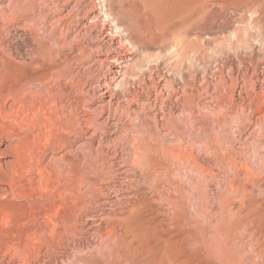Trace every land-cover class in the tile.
Returning a JSON list of instances; mask_svg holds the SVG:
<instances>
[{
  "label": "bare ground",
  "instance_id": "obj_1",
  "mask_svg": "<svg viewBox=\"0 0 264 264\" xmlns=\"http://www.w3.org/2000/svg\"><path fill=\"white\" fill-rule=\"evenodd\" d=\"M125 5H126L125 1H120L118 7L119 9H123ZM117 18H118L117 15L116 17L114 16V13L112 11V5H111V2H109V0H0V20H2L3 22L5 21V24H6V25L3 24L5 26L0 25V52H1V56H0V62H1L0 63L1 64L0 66V117L1 119H3V121H4V118L6 117H11V120L13 118L16 121L18 119L21 120L23 118V120H21V123H20V125L22 126L23 125L27 126L28 124L27 122H29L27 121V119H31V118L34 120L35 124L37 123V131L30 138H27V136L26 138L22 137L24 134L22 135L21 133H19L20 131L17 132L18 130L16 132H13L12 130H10L11 132L9 131V132L0 133V143L3 141V139L8 140L7 144L3 148L0 149V207H6L10 209L11 208L10 206H14L18 209H22V210L24 209L26 213L25 216L17 220H14V222H17V223L21 221L22 223H24V225L26 224V227L23 231L21 232L19 231L18 234L16 233L13 234L12 231H10L13 235L10 233L4 234V233H1L0 231V264H102V262L104 264H111L110 262L108 263L105 262L107 261V258H106V255L103 253L104 251L107 254L109 253V255L113 253V257L115 258V264H117L118 260L121 262L122 260H126L127 264H133L132 259L135 256H137L139 253L143 254L142 252H144L145 250L146 251L149 250L150 253L152 254L150 264H156V259H157L156 258V253H157L156 252V229L159 227L156 228V217L155 216L149 217L147 213L152 210L156 211L155 204H158L156 203V201L158 202L160 199V198L159 199L157 198L156 200V192L158 193L160 191V188L158 185L154 183L153 185L151 181H150L151 184L148 183L151 185V186L148 185L150 187L149 188L150 190L148 191H151L154 193L153 196L151 195L152 196L151 198L146 196L147 194H144V191L142 190V188L143 186H145L144 184H147L146 179L151 177L152 180L155 178L157 180L161 176L156 175V174H159L160 169L159 171L156 169V172L154 173H153L154 170L153 171L151 170L152 173L146 170L147 168L149 169L150 167V166L148 167V165H150L151 163L154 164V160L152 159V156H151L153 149L151 152L150 150L151 147L150 145L146 146V142L149 139L154 140L153 139L154 137L155 138L154 141L161 142L160 146L162 147V144H164L163 142L166 141V137L167 136L170 137L169 133L171 132V129H169L170 131H167L165 127H163L162 124H160L161 125L160 126L158 123L160 119L165 120V118L168 117V116L167 117L165 116L166 114L164 112V108L160 105L157 106L158 98H160L163 95L162 94L161 96H159L160 92H163L161 91L162 84L160 83V80L153 81L154 80L153 79L152 82H150L149 80L150 83L147 85V88L149 90L147 91L148 94L145 97L143 98L140 97V94L142 92L141 90L138 89V86H137V88L134 87V89L132 90L128 89L125 93L123 92L124 93L123 98L126 102L125 105L121 104L120 102V98L117 95L118 92L116 93L117 88H119V86H122L124 83H128L129 82L128 80L130 79L129 77H132L135 79V77L138 76L137 74L139 73V71L136 72V70H132L133 66H131V62H130V60L133 59V56H131L132 52H129L130 50L127 51V46L131 42H134V38L132 35L129 34V37H128L129 39L123 40L121 36V32L120 30H118L119 21ZM18 19L25 20L26 23L32 20H34V22H37V24L39 22L38 25L41 24L42 27H44V29L41 27L42 30L47 31L48 36H50L49 37L50 39L48 40V46L47 47L43 46V49L40 50L41 51L40 62L37 60L38 57L36 56L37 57L36 60L35 59L32 60L31 61L32 64L30 63V65L34 64L35 67L37 68V66L38 67L40 66V63H42L44 60H47V62L49 61L52 64L51 66L48 67V69H43L41 71L33 72L29 70L28 66L24 62H23L24 64H21V63L18 64L17 62L13 61L12 56H9L8 51H7L8 43L5 42V40H3L4 38L2 34L3 32L5 33L4 30L8 26H10V24L12 23L14 24V21ZM101 21L102 23L100 25ZM34 24L35 26L37 25L36 23ZM114 28H116V30H114ZM24 29H26V27H24ZM55 33L59 35L57 38L54 37ZM44 34L45 33L43 32V35ZM153 43L155 42L153 41ZM71 45L75 46L76 48L77 58H78L76 60L79 61L84 68H86L88 71L91 72V76H88L81 80L76 79L75 83L78 85V88L81 87L82 92L80 94V98L77 99L75 102L72 99H68L69 97L67 98L68 100L63 101V96L61 98V95H63L65 91L63 92V90L61 89L62 88L61 85L59 88H57V85H56L57 83L48 84L51 79L56 80L60 78V76H68L66 75V73L64 75L61 69L64 66L71 65L72 60L67 57L68 55L66 56L65 54H61L60 50L65 48V46H71ZM55 46L59 49L58 51L53 50ZM6 51H7V54H6ZM56 59H60L59 64H56ZM147 65L149 67L150 64L147 63ZM138 66L141 68L142 66L144 67V65H141V64H138ZM65 68L66 67H64V69ZM142 71L143 70H141V72ZM148 73L151 74L152 72L149 71ZM153 74H156V73H153ZM152 77L154 78V76ZM256 81H259V80H256ZM142 83L144 85L145 82L141 81L140 84ZM36 84L38 85L40 89L39 90L40 93L35 92L36 94L32 96L33 97L32 99L29 97L31 99L30 100L28 96L29 94H31V91L33 89L30 90L27 88L28 91L30 90V92H28L26 90V87L28 85L29 87L30 86L32 87L33 85H36ZM134 84L136 83L134 82ZM143 87L141 88L143 89ZM36 89L38 91L37 87ZM169 90H172V88ZM43 91H46V92L48 91L47 100L43 98L44 97L42 93ZM169 94H170V91L169 93H167L166 97H168ZM171 95H174V91ZM150 97H152L153 102H150ZM185 98H186V95H185ZM162 100H160L161 102L159 103H162V102L165 103V100L163 101ZM254 100L256 101V99ZM172 101H175V98ZM204 101L205 102L203 103L207 104L206 103L207 100L204 99ZM184 102L185 101H183V103ZM77 104H79L80 106H78ZM140 104L142 106L144 105V108H145V105L148 104L149 108H151V111L147 110V112L140 115L139 114L140 112L139 113L136 112ZM187 104H186V107H187L186 109L190 111L191 105L189 106ZM261 104L263 105L264 102H261L260 100L259 109L262 112V114H264V110H261L262 108H260ZM141 105L140 107H142ZM172 105L173 104L169 105L170 109H167L169 111L166 112V113H169L168 115L170 116L172 114L171 112ZM175 105H178V104L176 103ZM67 107L71 111L70 113H68L69 114L68 118L66 117V114H67L66 111H68ZM182 110H180L181 113H183ZM184 112L186 111L184 110ZM132 114H134L135 117L133 116L132 118ZM123 116H125L126 118L124 119ZM170 116H169V122H171L173 116L175 115H173L171 118ZM260 117H261V114H260ZM132 119H135V120H132ZM244 119H246V117ZM33 120H30V121L33 122ZM133 121H135L136 123ZM257 121L258 120H256V122ZM32 122H29V123L32 124ZM35 124L33 123L32 125H35ZM174 124L175 123H173V126L176 127L175 125H177V123L175 125ZM182 124L184 123H181V126ZM133 127L137 128V129L135 128L137 134L135 135L134 141L132 143L133 147L128 148L125 146V147H121L120 149H118L119 146L117 147L116 145V146H113L114 151L113 152L111 151L112 153L110 154L109 153L110 149L108 147L112 146L111 145L112 143H115V141L119 137L120 133H122V131H126L127 133V130L128 129L130 130ZM212 128H214V126ZM7 130L5 129V131ZM254 130H256V128ZM177 131L179 130L177 129ZM171 133H173V130ZM177 133H178L177 136L175 135L176 137L183 136L180 133V131ZM177 139L179 140V142H180V139L182 140V138L180 139L177 138ZM177 139H174L173 141H177L178 143ZM168 140L170 141V139H167V141ZM171 141L169 143H172ZM182 142L180 143L182 144ZM196 142H197L196 147L199 152L201 151L207 152V148L211 147V145L209 147L207 144H205L203 140H199ZM187 144L189 145V143ZM169 145H167V147ZM170 146L168 150L166 148L165 155L162 154V156H165L166 158H169L171 160L176 159V158L178 159L182 158L186 161L190 160L191 164L197 167L195 172L199 169L200 172L207 173V171H205V167L207 168V166L204 167V165L198 161V158L194 154L192 153L185 154L186 152L182 151L181 149L174 151V149L171 148L172 146L171 147ZM260 147H263V146H260ZM154 150H155L154 152L157 151L156 149ZM82 155H84V157H86L89 161H91L89 166L87 165L88 170H85V171H82V170L80 171L78 169L79 159H80L79 157H81ZM97 155L103 157L104 162L103 161L101 162H103L104 164L105 163L107 164L106 165L107 171H105L103 175H100L101 173L98 174L97 170H95L97 168L96 167L97 165L95 166V160L97 158ZM248 159H247V162H248ZM260 159H263V158H260ZM258 161L259 160H256V162ZM144 164L147 165L146 169L144 167ZM246 164H242L241 166L244 165L246 168L247 166ZM138 165H140L141 168L144 167V169L143 170L141 168L138 169ZM250 165L247 166V168L250 167ZM260 165H263V164H260ZM174 167L176 168L177 166H174ZM251 167H253V165ZM160 168L162 169V167ZM206 170H209V169H206ZM176 171H178L179 173V170H176ZM243 172H245L243 173V175L247 173V176L248 174L252 175L251 173H253L249 170H246ZM211 174L213 175V173ZM161 175L163 176L165 174H161ZM167 175H169V172H166V175L164 177H166ZM198 175L200 174L198 173ZM138 179L143 180V181L139 180L142 182L141 184L143 185L138 184ZM199 179L201 180V178H198V180ZM250 180L251 179H249V181ZM153 181L155 182V180ZM251 184L253 185V182L250 183V185ZM196 185L197 184H195L194 186L196 187ZM234 185L235 186L231 184L232 188L237 187L236 184ZM80 186H82L85 189L84 194L86 195L81 199L79 198V195L81 194V192H79ZM167 186L165 188H167ZM258 186H259V183H258ZM244 188L242 189V191L244 190ZM231 190L234 191L235 189L234 190L231 189ZM160 194H161L160 196H162V193ZM14 197L15 199L16 197L19 198V200H21L20 198H22L24 199V201L21 203L13 202L11 200ZM169 197H173V196L169 195ZM67 198L69 199L68 201H67ZM167 199L169 201V199L171 198H166V200ZM176 201L177 200H175L174 202ZM252 201L254 200L252 199ZM246 205L245 207H247ZM66 207H70L71 211H69L68 213H64L66 211ZM187 208L190 209V207H187ZM191 210H193V208ZM10 211L2 214L3 217L1 219L3 221L1 220L0 221L4 222L3 225L11 221L10 219H12L11 215L13 213L11 214ZM189 213L190 212H188V214ZM198 214H199V211H198ZM198 214L196 217H198ZM163 221L161 222L163 223ZM159 225H161V223H159ZM192 229H195V228L193 227ZM165 237L167 238V236ZM173 240H175V238ZM173 240L171 239L170 241L174 243L176 240L175 241ZM193 240H196V239H193ZM191 242L193 241L191 240ZM195 243L198 246L197 241ZM165 244L166 243H164V245ZM196 245H194L195 249H196ZM140 247H142L143 251L139 249ZM193 250H194V247L192 248L191 252H193ZM76 251L77 252L80 251L79 254L81 253V251H84L81 253V254L84 253L83 254L84 256L78 255V253L76 255ZM85 251H87L86 254H85ZM187 253H189V251ZM102 254H104L105 256V257H102V259L104 258V261L100 260L99 258H96V256H100L101 258ZM163 254L164 256L167 255L165 253ZM234 254L236 253L234 252ZM46 255H48L50 258L46 259L45 258ZM110 256L112 257V255ZM110 256L109 258L111 261ZM139 258H142V257H139ZM166 258L168 257L166 256ZM134 259L136 260V258ZM164 261L165 260H163V262ZM195 261L193 260L192 263ZM136 262H138V260ZM142 262H140V264ZM163 262H161V264ZM186 262L187 261H185V263ZM189 262L191 261L189 260ZM143 264H145V261L143 262Z\"/></svg>",
  "mask_w": 264,
  "mask_h": 264
},
{
  "label": "rangeland",
  "instance_id": "obj_2",
  "mask_svg": "<svg viewBox=\"0 0 264 264\" xmlns=\"http://www.w3.org/2000/svg\"><path fill=\"white\" fill-rule=\"evenodd\" d=\"M118 1L119 2L125 1L126 5L124 6L123 9H119ZM109 2H111L114 16L116 17L117 15L118 17L117 18L119 21L118 30H120L123 40L129 39L128 38L129 34L132 35L134 38V42H131L127 46V51L130 50L129 52H132L131 56H133V59L130 60L131 66H133L132 70H136V72L139 71L140 73L137 74L139 77L137 76L135 77V79L129 77L130 79L128 80L129 81L128 83H124L123 84L124 86L122 85L119 86V88H117L116 93L118 92L117 95L120 98V102L121 104L125 105L126 102L123 98L124 93L128 89L132 90L134 89V87L137 88V86L138 89L141 90L142 92V93L140 92L141 93L140 97L142 98L145 97L148 94L147 91L149 90L147 88V85L150 82H152L153 79H154L153 81L160 80V83L162 84L161 91L163 92H160L159 96H161L162 94L163 95L160 98H158L157 106L159 105L162 106L166 114L165 116L168 117L165 118V120L160 119L158 123L159 125L162 124L167 131H170L169 129H171L172 132L173 130V133L171 132L169 133L170 137L169 136L166 137L165 142L167 143L163 142L164 144H162V147L160 146L161 142L154 141L155 140L154 137H153L154 140L149 139L148 140L149 142L148 141L146 142V146L150 145L151 152L153 149L151 156L152 159L154 160V164L151 163L150 165H148V167L150 166L149 169L145 164L144 167L145 169L147 168L146 170L150 171L151 173L153 170L154 173L156 172V169L158 171L160 169L159 174L156 175L161 176L160 178H158L157 176L158 178L157 180L156 178L153 179L155 180V182L152 180L151 177L146 179L147 182L146 181L145 182L147 184H144L145 186H143L142 188L144 194H147L146 196H148L149 198H151L154 195L153 192L148 191L150 190L149 186H151L150 185L151 183L158 185L160 188V191L158 193L156 192V200L157 198L158 199L160 198L158 202L156 201V203L158 204H155L156 211L152 210L150 211L151 213L150 212L147 213L149 217H154V216L156 217V228L159 227L156 229V252H157L156 264H161L163 260H165L163 262L164 264H169L170 262H171L170 264H174V263L175 264H186V263L187 264H195V263L196 264H264V251H263L264 250V173H263L264 172L263 171L264 170V156H263L264 114H262V112L259 109L260 100L261 102H264V98H263L264 92H262L264 91V0H109ZM34 23L37 24V22H34V20L28 21V23H26L25 20L18 19L14 21V24L12 23L13 25L10 24V26L6 28L7 30L6 29L4 30L5 33L3 32L2 36L4 38L3 40H5V42L8 43L7 51L9 56H12L13 61L17 62L18 64L25 63L30 71L36 72V71H41L43 69H48V67L51 66L52 64L49 61L47 62V60H44L42 63H40L39 67L37 66V68L35 67L34 64H33L34 66L30 65V63L32 64L31 61L34 59L36 60L37 57H38L37 60L40 62L41 59L40 50L43 49V46L46 47L48 46V40L50 39L49 38L50 36H48L47 31L42 30V28L44 29V27H42L41 24L38 25L39 22L36 26ZM101 23L102 21L100 22V25ZM3 24H5V21L3 22L2 20H0V25ZM24 27H26V29H24ZM114 30H116V28H114ZM43 32L45 33L44 35ZM54 35L55 38L59 36L57 33H55ZM153 41L155 43H153ZM55 48L53 49L54 51L59 50L56 46ZM60 53L65 54L66 56L68 55L67 57L72 60L71 65L64 66L66 67L65 69L64 67L62 68L65 71L61 69L64 75L66 73V75L68 76H60V78L56 80L51 79L48 84L57 83L56 84L57 88H59L61 85L62 87L61 89L63 90V92L65 91L63 95H61V98L63 96V101L72 99L75 102L77 99L80 98V94L82 92L81 87L78 88V85L75 83L76 79L81 80L88 76H91V72L88 71L86 68H84L81 65V63L76 60L78 58H77V51L75 46L73 45L65 46V48L60 50ZM0 56H1V52H0ZM59 62L60 59H56V64H59ZM146 62L150 64L149 67ZM138 64L144 65L145 68L143 66L142 68L139 67L140 65L138 66ZM141 70L143 71L141 72ZM149 71L152 73L151 74L148 73ZM152 76H154V78ZM138 78L142 82H145L146 84L145 83L144 85L143 83L140 84L141 81ZM134 82L136 84H134ZM140 85L141 87L144 86L143 87L144 90L140 87ZM36 87L38 88V91ZM27 88L30 90L33 89L32 91H34V92L31 91V94H29L28 98L30 97L32 99L33 98L32 96L34 94H36L37 92L40 93L39 91L40 89L37 84L33 85L32 87L31 86L29 87L28 85L26 87V90ZM168 88L169 89L172 88V90H169ZM30 90L27 91L30 92ZM169 91L170 94L168 97H166ZM173 91H174V95L176 94L177 96L171 95ZM47 92L46 91L42 92L44 96L43 98L45 100H47L48 98ZM184 94L186 95V98ZM164 96L166 97V99ZM174 98L175 101H172L174 100ZM159 99L165 100V103L164 102L159 103L161 102ZM204 99L207 100L206 101L207 104L203 103L205 102ZM254 99H256L257 102ZM170 100L173 103H171ZM183 101L185 102L183 103ZM150 102H153L152 97H150ZM174 103L175 104L177 103L178 105H175ZM170 104H173L171 108V112H172L171 116L168 115L169 113H166L169 111L167 109H170L169 106ZM186 104L189 106L191 105L190 111L186 109L187 108ZM77 105L80 106L79 104ZM140 105L138 106L139 107L138 109L141 108L142 110L137 109L136 111L138 113L140 112L139 113L140 115L147 112V110L151 111V108H149L148 104L145 105V108L144 105L143 106L141 105L142 107H140ZM261 105H260V108H262L261 110H264V104L262 106ZM179 108L180 110L183 109L182 110L183 113H181ZM67 109L68 111H66L67 113L66 117L68 118L69 116L68 113H70L71 111L69 110L68 107ZM184 110L188 112L186 113L184 112ZM178 113L180 116L178 115ZM133 116L135 117L134 114H132V118ZM169 116L170 118L173 116L172 120L170 119L171 122H169ZM244 116L246 117V119H244L245 118ZM123 118L125 119L126 117L123 116ZM173 119L176 121H174ZM12 120L11 117H6L4 118L3 121V119H1L0 117V133L9 132L10 130L16 132L18 130L17 132L20 131L19 133H21L22 135L24 134L23 136L21 135L22 137L26 138L27 136V138H30L37 131V123L35 124L32 118L27 119V121L32 122L30 120H33L32 124L34 123L35 125H32L29 122H27L28 123L27 126L20 125L21 120H23V118L21 120L18 119L19 121L18 120L16 121L13 118ZM256 120L258 121L260 120V121L256 122ZM173 123L175 124L177 123V125L174 124L176 127L173 126ZM181 123L184 124H182L181 126ZM213 126L215 129L212 128ZM133 128H131L130 130L128 129L127 133L126 131H122V133H120L115 143H112L111 144L112 146L108 147L110 149L109 150L110 154L114 151L113 146L116 145L117 147L119 146L118 149L125 146L128 148L133 147L132 143L134 141L135 135L137 134L136 132L137 128L136 127H135L136 129ZM255 128L256 130H254ZM5 129L8 130L5 131ZM177 129L183 135L182 137H176L178 134L177 132H179L177 131ZM173 137L174 139L182 138V140L180 139V142L183 141L182 144L179 142L178 139H177L178 143L177 141H173L174 140ZM167 139H170V141L172 139L171 141L172 143H169L170 141L169 140L167 141ZM199 140H203L205 144H207L209 147L210 145L211 147L213 146L215 150L213 147L212 148L210 147L207 148V152L206 151L199 152L196 147V143H197L196 141ZM193 141L195 144L193 143ZM7 142H8L7 139H3V141L0 143V149L3 148L7 144ZM187 143H189V145ZM166 144L167 145L170 144L172 147L170 145L169 146L172 149H174V151L181 149L182 151L186 152L185 154L188 153L194 154L198 158V161L204 165V167L207 166V168L205 167V171H207L208 174L206 172L203 173L200 172L199 169L195 172L197 167L193 166L190 160H187L189 161L187 162L182 158H179L181 160L176 158V159H172L173 160L172 161L171 159L162 156V154L165 155L166 148L167 150L169 149V146L167 147ZM154 149H156L157 151L154 152L155 151ZM260 154L262 155V157ZM82 156L79 157L80 159H79L78 169L80 171L81 170L85 171L88 170L87 168L91 163V161H89L86 157H84V155ZM252 156H254L255 158ZM256 160L259 161L256 162ZM101 161L104 162V158L97 155V158L95 160V166L97 165L96 166L97 168L95 170H97L98 174L101 173L100 175H103L105 171H107L106 170L107 164L106 163L104 164ZM188 163L190 166L188 165ZM242 164H246L247 166H249L250 164L251 165L250 167L247 168L246 166L245 168L244 165L241 166ZM252 165L254 168L251 167ZM139 166L140 165H138V169L141 168V166L140 167ZM174 166L177 167L175 168ZM144 167H142L141 169L143 170ZM160 167H162V169ZM163 168L164 169L167 168V169L164 170ZM162 170H164L165 172ZM176 170H179V173ZM246 170L253 172V173L250 172L252 175L248 174L247 176V173L243 175V173H245L243 171ZM166 172H169V175L164 177L166 175ZM198 173L200 175H198ZM211 173H213V175ZM161 174H165V175L162 176ZM246 176L248 177V179ZM249 176H251L252 178ZM198 178H201V180L200 179L198 180ZM249 179H251L252 181L250 180L251 181L250 182ZM139 180L141 179H138V184L143 185L141 184L142 183L141 181L143 180L141 181ZM237 180L240 182H238ZM233 182L234 184L237 185V187L232 188L231 184L235 186ZM252 182L254 186L252 184L250 185V183ZM195 184H197L196 187L194 186ZM165 185L166 186L169 185V186L165 188L166 187ZM238 185H240L241 187ZM243 188H244L243 191L245 192L242 191ZM231 189L233 190L235 189V190L232 191ZM79 192H81V194L79 195L80 199L86 196L84 194L85 189L82 186H80ZM160 193H162V196H160L161 195ZM169 195L173 197H169ZM162 198L163 199L165 198L164 199L165 201ZM166 198H171V199H169L168 201V199L166 200ZM20 199L21 200H19V198L17 197L15 199L14 197L11 201L17 203H21L24 201V199L22 198ZM252 199L254 201H252ZM68 200L69 199L67 198V201ZM175 200L177 201L174 202ZM245 205L247 207H245ZM10 207L12 208V210ZM10 207H9L10 209L6 207H0L1 221H3L1 219L3 217L2 214L10 210H11L10 213L11 214L13 213L11 215L12 216L11 218L13 219L15 216L13 220L10 219L11 221L7 224L5 223V225H3L4 222L0 221V223L2 224V225L0 224V231L1 233L4 234L5 233L18 234L19 231L21 232L25 229L26 224L24 225V223H22L21 221L17 223L14 222V220H17L25 216L26 213L24 209L23 210L18 209L14 206H10ZM187 207H190V209ZM191 207L193 208V210H191L192 209ZM69 211H71L70 207H66V211L64 213H68ZM188 212H190L191 214L189 213L190 214L189 215ZM197 214L198 217L200 216L199 218L196 217ZM161 221H163V223ZM217 221L220 223H218ZM159 223H161V225H159ZM15 224L18 225L16 226ZM193 227L195 229H192ZM10 231H12V233ZM202 233L204 234V236ZM165 236H167V238ZM174 238L176 241L173 240ZM169 239L170 240L172 239L175 242L172 243V241H170ZM167 240L169 241V243ZM191 240L194 243L191 242ZM196 241L198 243V246L201 244L199 247L196 245L195 243ZM164 243L166 244L164 245ZM185 243L187 244V246ZM194 245H196L197 250L195 249ZM162 246L164 247V249ZM193 247L194 250L193 252H191ZM139 249L143 251L142 247H140ZM226 249H228L229 251ZM160 250L162 251V253ZM199 250L201 253L199 252ZM188 251L189 253H187ZM236 251L238 252V254ZM79 252L80 251L78 252L76 251V255L77 253L78 255L84 254V253L81 254L84 251H81L80 254ZM86 252L87 251H85V254ZM234 252L236 254H234ZM103 253L106 255L107 258V261H105L106 263L110 262L111 264L112 263L115 264V258L113 257V253L110 254L112 255V257L109 255V253L107 254L105 251ZM142 253L143 254L139 253L137 255L138 257L137 256L134 257L136 258V260L134 258L132 259L133 264L134 263L140 264V262H142L144 259H145L144 260L145 264H150V260L152 257L150 251L145 250ZM163 253L167 255L164 256ZM104 254H102L103 256L101 255V258L100 256H96V258H99L100 260L104 261V258L102 259V257H105ZM109 256L111 257V261ZM166 256L168 258H166ZM184 257L186 258L188 257V258L186 259ZM45 258L48 259L50 257L46 255ZM137 260L138 262H136ZM189 260L191 262H189ZM193 260L194 261L199 260V261L197 262L195 261L192 263ZM185 261L187 262L185 263ZM126 262H127L126 260H122V262L118 260L117 264H124V263L127 264ZM143 262L141 264H143ZM102 264L104 263L102 262Z\"/></svg>",
  "mask_w": 264,
  "mask_h": 264
}]
</instances>
